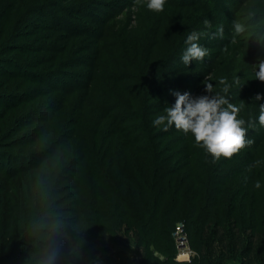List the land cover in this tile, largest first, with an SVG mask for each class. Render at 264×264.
Returning <instances> with one entry per match:
<instances>
[{"label":"trees","instance_id":"obj_1","mask_svg":"<svg viewBox=\"0 0 264 264\" xmlns=\"http://www.w3.org/2000/svg\"><path fill=\"white\" fill-rule=\"evenodd\" d=\"M37 6L33 12L44 3ZM45 8L49 26L34 33L25 28L30 11H18L16 0H0V176L10 179L26 172L27 178H22L21 208L14 195L0 193V264H103L87 250L88 243L76 247L103 235L132 238L136 264H264V176L255 172L254 156L240 165L233 154L213 159L190 135L153 125L155 116L174 101L157 97L163 94L156 86L159 66L146 71L149 59L141 54L136 63L144 68L136 75L105 73L110 83L118 76L132 79L109 92L113 101L105 93L92 98L86 81L53 86L67 79L63 73L72 58L61 52L68 50L69 39L82 40L88 32L85 21L76 27ZM39 40L42 48L33 45ZM135 54L127 57L133 60ZM136 82L140 90L129 93L132 87L137 90ZM122 97L128 99L123 102ZM97 98L98 122L109 121L120 144L110 152L112 142L99 136V150L91 155L99 196L85 194L80 215L64 217L57 209L66 200L59 195L63 175L53 180L52 172L64 168L65 174L74 165L62 166L65 142L59 140L71 114L76 126L89 111L85 104ZM54 119L58 131L49 124ZM89 156L81 158L89 163ZM67 223L71 229L60 227ZM179 223L192 250L188 261L176 258Z\"/></svg>","mask_w":264,"mask_h":264},{"label":"rangeland","instance_id":"obj_2","mask_svg":"<svg viewBox=\"0 0 264 264\" xmlns=\"http://www.w3.org/2000/svg\"><path fill=\"white\" fill-rule=\"evenodd\" d=\"M146 2L147 0H16V5L19 6L20 10H17L20 12L30 11V14L25 15V28L34 30V33L44 32L49 26L47 15L43 14L45 7H48L47 11H56L66 17V20L76 27L83 21L86 22L85 31L88 34L81 36L82 40L80 37L69 39L68 50L61 52L63 58L67 55L72 58L71 66L63 73L64 76L67 75V79L54 81L53 86H62L65 83L73 86L76 82L86 81L89 88L87 92L92 98L105 93L108 99L113 101L109 92L116 86L127 85L132 79L121 80L118 76L119 79L112 82L115 83L114 86L105 73L115 76L121 73L136 75L144 68L143 64L138 66L136 63L138 54L149 59L150 66L146 71H150L155 65L159 66L156 86L160 87L163 94L157 97L165 96L174 101L172 90L189 91L192 95L206 94L205 84L211 82L212 91L221 92L230 102L236 104L240 109L238 115L246 121L244 126L248 131L245 138L250 139L251 143H246L233 153L234 161L240 165L253 155L256 161L255 172L264 176V139L261 141L264 127H261L257 120L258 103H264V98L259 102L254 98L256 93H264V81L254 77V64L258 59H264V0H166L162 12L149 10ZM40 3H44L43 8L33 12L34 6ZM79 16L87 20H80ZM236 22L245 25L242 33L234 32ZM220 27L223 28L222 33L217 32ZM192 30L201 33L198 42L208 49V53L203 60H193L185 65L180 55L186 47L184 40ZM94 36L96 41L93 43ZM27 39L29 43H33L32 36ZM33 45L42 48L43 42L39 40ZM132 53H136L133 60ZM61 63H65V60ZM221 77L224 78L223 81ZM135 86L137 90L132 87L129 93L140 90L141 85L136 82ZM72 99L73 96L71 101ZM124 99L128 97H122L121 100L124 102ZM100 102L97 98L85 104L89 111L83 113L76 126L72 122L74 117L71 114L72 117L67 121V132L64 131L59 140L65 142L61 149L64 154L62 166L74 165L65 174L64 168L52 172L53 180L63 175L58 180L61 189L59 195H65L66 200L57 209H60L59 213L64 217H74L77 213L80 215V205L83 206L85 194L99 196V176L91 168L94 159L91 155L99 150V136H104V139L108 137V143L112 142L110 152L116 151L115 143L117 146L120 144L110 122H98ZM94 112H97V116L93 115ZM49 124L53 130L58 127L55 119ZM19 126L21 125L18 124ZM70 137L72 147L66 145ZM110 139L113 140L109 141ZM83 153L90 155L89 163L81 158ZM6 167L7 165L3 169ZM22 178L27 179L26 172H18L10 179L0 176V193L14 195L20 208L23 206ZM74 201L79 205L76 206ZM60 227L69 230L72 224H60ZM63 235L69 240L72 239L69 233ZM89 241L77 244L76 247L88 243L87 250L97 256L99 263L136 264L137 249L132 238L103 235L95 242Z\"/></svg>","mask_w":264,"mask_h":264},{"label":"clouds","instance_id":"obj_3","mask_svg":"<svg viewBox=\"0 0 264 264\" xmlns=\"http://www.w3.org/2000/svg\"><path fill=\"white\" fill-rule=\"evenodd\" d=\"M166 0H147L146 7L155 12H162ZM245 25L239 22L234 23V32L242 33ZM223 28L217 29L222 33ZM201 33L192 30L186 36L184 44L186 47L180 55L185 65L191 61L203 60L208 49L199 44ZM254 77L264 81V59H258L254 64ZM221 77V81H223ZM206 94L192 95L189 91L172 90L175 96L174 102L165 107L162 114H157L152 123L162 126L164 130L175 127L186 135H190L194 142L201 147L213 159L221 156L230 157L246 143L245 133L248 129L244 126L246 121L239 116V107L221 92L212 91L211 82L205 84ZM257 102L264 98V93H256ZM259 113L257 120L261 127H264V103H258ZM256 187H260L259 181Z\"/></svg>","mask_w":264,"mask_h":264},{"label":"built area","instance_id":"obj_4","mask_svg":"<svg viewBox=\"0 0 264 264\" xmlns=\"http://www.w3.org/2000/svg\"><path fill=\"white\" fill-rule=\"evenodd\" d=\"M175 241L178 249L177 259L188 261L192 254V250L189 247L188 238L183 231V224L179 223L176 226Z\"/></svg>","mask_w":264,"mask_h":264}]
</instances>
